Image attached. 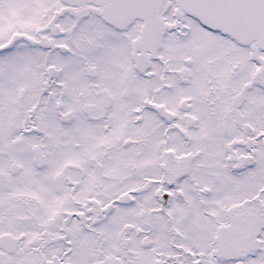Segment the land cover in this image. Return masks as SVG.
I'll use <instances>...</instances> for the list:
<instances>
[{"label": "snow or ice", "instance_id": "obj_1", "mask_svg": "<svg viewBox=\"0 0 264 264\" xmlns=\"http://www.w3.org/2000/svg\"><path fill=\"white\" fill-rule=\"evenodd\" d=\"M0 264H264V0H0Z\"/></svg>", "mask_w": 264, "mask_h": 264}]
</instances>
